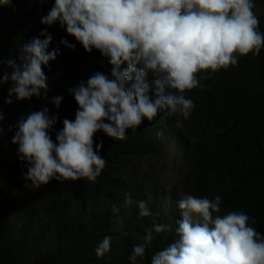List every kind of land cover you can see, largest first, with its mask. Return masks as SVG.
I'll use <instances>...</instances> for the list:
<instances>
[{
	"label": "trees",
	"instance_id": "obj_1",
	"mask_svg": "<svg viewBox=\"0 0 264 264\" xmlns=\"http://www.w3.org/2000/svg\"><path fill=\"white\" fill-rule=\"evenodd\" d=\"M53 2L11 0L0 6V76L9 71L4 62L46 27L40 20ZM253 12L264 33V0H254ZM48 32L49 51L58 48L59 55L43 69L46 96L6 104L11 82L0 83V116L8 133L6 144H0V264H129L131 249L142 243L146 229L169 225L171 231L153 234L151 247L138 259V264H151L155 253L178 238L177 205L185 194L219 195V215L244 212L264 234V48L227 70L198 73L204 76L199 86L185 92L195 104L189 119L165 111L135 133L129 130L123 141L97 132L94 141H102L106 166L95 182L53 180L12 204L13 194L27 182V165L11 143L12 126L22 115L47 108L58 117L50 132L55 140L62 121L75 118L77 105L69 89L97 71H110L99 52L85 53L59 25ZM61 39L75 44L74 50L61 45ZM56 96L63 97L59 109L51 103ZM166 154L176 174L167 180L155 161ZM142 200L159 215L138 218L135 202ZM105 236L111 237L110 251L97 258L95 249Z\"/></svg>",
	"mask_w": 264,
	"mask_h": 264
},
{
	"label": "clouds",
	"instance_id": "obj_2",
	"mask_svg": "<svg viewBox=\"0 0 264 264\" xmlns=\"http://www.w3.org/2000/svg\"><path fill=\"white\" fill-rule=\"evenodd\" d=\"M10 4L0 0V6ZM253 8L254 0H54L40 20L46 27L4 62L9 71L0 83L11 82L5 103L46 96L43 69L59 55L58 48L49 51L53 25L85 53L99 52L110 71H97L69 89L77 105L75 118L62 121L55 140L50 132L58 117L47 108L18 118L11 143L27 165L24 179L36 189L53 180L95 182L106 166L102 141H94L97 132L123 141L129 130L135 133L165 111L189 119L195 104L185 92L199 86L204 76L198 73L227 70L240 57L258 56L264 48ZM60 44L75 48L67 39ZM62 99L56 96L51 103L59 109ZM126 202L133 203L127 197ZM135 203L138 218L159 215L146 201ZM177 206L178 238L155 253L151 264H264V234L253 227L255 219L244 212L219 215V195L185 194ZM166 231L171 227L162 223L146 229L142 243L131 249L129 264L145 257L154 233ZM110 246L111 237L105 236L96 257L107 255Z\"/></svg>",
	"mask_w": 264,
	"mask_h": 264
},
{
	"label": "rangeland",
	"instance_id": "obj_3",
	"mask_svg": "<svg viewBox=\"0 0 264 264\" xmlns=\"http://www.w3.org/2000/svg\"><path fill=\"white\" fill-rule=\"evenodd\" d=\"M8 138V133L6 129V124L3 120H0V144L5 145ZM156 161V166L158 169L162 170V176L167 180L168 178L175 177V173L171 171V164L169 162V155H165L164 157H159ZM147 160L144 162V166L146 165ZM38 189L32 188L29 181H27L20 189H18L10 201L12 204H17L21 200L32 196Z\"/></svg>",
	"mask_w": 264,
	"mask_h": 264
}]
</instances>
